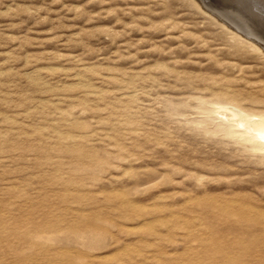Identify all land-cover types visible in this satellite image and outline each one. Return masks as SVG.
Masks as SVG:
<instances>
[{"label":"rangeland","instance_id":"obj_1","mask_svg":"<svg viewBox=\"0 0 264 264\" xmlns=\"http://www.w3.org/2000/svg\"><path fill=\"white\" fill-rule=\"evenodd\" d=\"M233 1L0 0V264H264V147L218 114L264 118V0Z\"/></svg>","mask_w":264,"mask_h":264},{"label":"bare ground","instance_id":"obj_2","mask_svg":"<svg viewBox=\"0 0 264 264\" xmlns=\"http://www.w3.org/2000/svg\"><path fill=\"white\" fill-rule=\"evenodd\" d=\"M221 1V0H220ZM223 1V0H222ZM228 1H231V0H228ZM235 1V0H234ZM233 1V2H234ZM244 1V0H243ZM242 1V2H243ZM237 3H235V4H237V5H239L242 9H243V7H244V4L246 5L247 3V1H245V2H243V3H241V2H238V1H236ZM257 2H259V1H257ZM222 3V2H221ZM228 4H229V2H227ZM250 3H251V1H250ZM250 3H248L249 5H250ZM234 3H232V5H233ZM256 4V3H255ZM230 5V4H229ZM236 5V6H237ZM252 5V4H251ZM223 6V5H222ZM226 6V5H225ZM235 5H234V7H236ZM256 6H258V4L256 5ZM256 6H255V8H256ZM238 7V6H237ZM247 7V6H246ZM249 7V6H248ZM222 9H225L224 7H221ZM231 8V7H230ZM250 8H253V7H250ZM259 8V7H258ZM221 9V10H222ZM244 9H246L245 7H244ZM249 9V8H248ZM257 9V8H256ZM236 10H237V8H236ZM258 10V9H257ZM256 10V11H257ZM262 10V9H261ZM226 11H228V10H226ZM230 11V10H229ZM234 11V10H233ZM238 11H239V7H238ZM216 12V11H215ZM221 12V11H220ZM219 12V13H220ZM232 12V11H231ZM263 12H264V10H263ZM222 13V12H221ZM223 13H225V12H223ZM232 14H233V12H232ZM231 14V15H232ZM235 14V13H234ZM226 17V19L225 20H227V21H229L230 23H232L233 25H234V27H237L238 29H240V31H242V32H246L247 31V29L245 30V28L243 27V26H241V25H244L246 22H248V21H245V23H244V20L242 19V17H241V19L242 20H239L240 18L238 17V19L237 20H239L240 21V23H238L237 21H236V16H238L237 14L235 15V18H233V16H227L226 14H224ZM247 16V15H246ZM245 16V17H246ZM245 17H243V18H245ZM251 17V19L253 20V18H252V16H250ZM256 18V17H255ZM254 18V19H255ZM264 18V17H263ZM262 18V19H263ZM250 19V18H249ZM248 19V20H249ZM262 19L260 20V22H262ZM250 22V21H249ZM253 22V21H252ZM258 22H259V20H258ZM257 22V23H258ZM259 22V23H260ZM251 23V22H250ZM248 24V23H247ZM254 25H255V23H254ZM260 25V24H259ZM246 26V25H245ZM256 26H254V28H255ZM260 27H261V25H260ZM247 28H249V26L247 27ZM258 27H256V29H257ZM251 29H252V27H251ZM251 29H248V31H247V33L249 32V35L250 36H252V40H253V42L254 41H257L259 44H262L263 46H264V27L262 26L261 28H259V32H258V30H251ZM234 30H237V29H235L234 28ZM257 31V32H256ZM239 34V33H238ZM241 34V33H240ZM248 35V34H247ZM217 106V105H216ZM227 106H229V105H227ZM215 107V106H214ZM226 109H228V111H226ZM225 110H221V109H219V112H218V114H220L221 116H223V118H224V120L226 119V120H229V122H230V119H231V124H233V126L234 127H236V128H240V129H243V130H245V133L248 135V136H250L254 141H256V143H258L259 145H261V146H263L264 147V118H263V120H260V119H258V121H255V120H250L249 118H247V119H245L244 117H242L241 115H238L237 113H234L233 112V114H231L230 113V108H226ZM233 110V109H232ZM236 112V111H235ZM245 116H246V114H245ZM221 120H223V119H221ZM233 120V121H232ZM233 122V123H232ZM228 123V122H227ZM231 128V127H230ZM233 128V127H232ZM231 128V129H232ZM229 131V130H228ZM242 134V133H241ZM240 134V135H241ZM233 136V135H232ZM247 136V137H248ZM250 140V139H249ZM253 142V141H252ZM254 145H256V144H254Z\"/></svg>","mask_w":264,"mask_h":264}]
</instances>
